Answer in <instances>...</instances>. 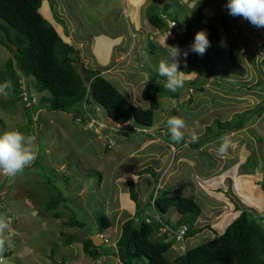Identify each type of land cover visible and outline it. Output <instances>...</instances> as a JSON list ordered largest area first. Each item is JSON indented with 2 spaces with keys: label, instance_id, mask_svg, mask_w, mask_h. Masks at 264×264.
I'll list each match as a JSON object with an SVG mask.
<instances>
[{
  "label": "rangeland",
  "instance_id": "obj_1",
  "mask_svg": "<svg viewBox=\"0 0 264 264\" xmlns=\"http://www.w3.org/2000/svg\"><path fill=\"white\" fill-rule=\"evenodd\" d=\"M51 1L52 5L50 2L48 3L49 5L47 2H44L41 7V12L43 15L51 14L50 22L56 27L62 37H64V41L80 51V63L88 69L100 71L109 81H120L124 85L126 83L136 85V89L129 90L133 97H138L142 108L147 106L146 102L142 100L143 89L149 85L150 75L158 74L157 69L160 62L158 61L160 56L159 52H155L154 55L150 53L152 51L149 45L150 43H153L160 50L161 55L166 56L167 54L168 57V46L178 47L181 50L179 59L184 61L182 62V67L188 72V77L183 75L184 85L195 82V84L202 86L203 90L196 92L191 88L185 89L186 95L180 98V101H188V91L194 96L192 103L189 104L190 106L184 109L187 111L186 114L181 113L183 109H179L178 101L161 96V107L155 112V123L151 128L142 130V134L126 132L125 130H129L131 126L122 127L124 131L119 132V125L121 124L116 123L111 118L109 119L101 107L97 108L98 106H95L97 116L100 117L102 115L103 120L106 121L105 123L108 120L107 126L109 132L106 137L105 135L107 133L104 132V129H99L98 127L96 130L94 129L96 128V124L93 120H90L87 114L84 116L78 114L79 116H77L80 119L82 117L87 119L86 124H83V122H77L75 120L73 113L53 112L50 110L45 111L40 117H37V122L34 123L36 125V131L31 133L32 135H29L27 131L28 127L24 126L28 125L27 122L18 124L21 122L19 120H21L22 115L16 117L17 120L12 116V113L20 112L22 106L18 107V104L14 107V100L11 93H7V95L0 94V135L6 131L18 130L26 136H30L34 141L36 149H42L41 154L44 155L46 151V154H48L47 159L54 168V170L50 168V172L45 171V169L41 168L44 163L42 158H40V164L35 165L33 171L27 170L26 167L22 173L17 174L14 178L0 175V188L5 187L0 192V215L1 211L4 210L8 213V217H5L8 228L4 231L7 235L3 233L0 237L3 236L7 239V236H9L10 231L13 229L20 231L24 229L25 232H21V234L23 233V235L31 238V232L34 230L31 231V228L23 225V222L27 219L26 217L33 215L32 208L37 209V212H41L39 216H43V213H47L45 211V205L49 201L56 199L57 195L64 198V200H61V203H63L59 210L57 208L56 210L48 212V217L52 218L51 215L53 213L60 211L61 218L65 220L74 218L82 223V226H76L78 231L75 236L78 238L85 232L84 225L86 226V230H96L94 233L98 231L96 226H99V219L102 215H108L107 212L111 213L110 202L112 199V206L115 205L114 202L117 198L118 191L125 197L122 203L126 206L127 210L121 216L125 218V213L127 216H130V214L133 216L138 206L137 202L133 200L135 210L132 212L128 208V204L131 201L128 198L130 189L127 183L129 181H136L135 188L137 187L139 190L150 189L151 185L152 187L156 185V182L154 178L150 180L145 174L139 176L138 179L135 176L131 177L130 171L135 169V163L141 164L140 170L146 168L143 170V173H146L148 168L153 170L157 169V164H154L153 161L154 156L151 155L157 150L159 151L157 155L165 152L166 147L163 148L164 144L162 141L166 140V134L168 133V130H165L167 121L169 118L177 116H184L187 119V121L182 119L185 122V127L181 129L183 135L189 136L192 139L195 136L196 139L194 141L196 142L206 138V128L209 126L212 127L209 138L218 135V127L215 125V122L218 120L222 123L228 121L233 122L236 121L237 117L244 116L245 113H247V116H251L252 119V122L245 129L232 132L229 135L232 146L223 158L218 157L216 154V150L220 144L217 142L209 143V145L196 151L191 149L189 144H183L177 148H170L172 153L175 151L178 153L177 157L187 156L194 159V162H190V164L195 171L189 166L185 168V171L188 173L191 171L193 173L192 187L196 185L203 187L199 200L197 199L203 212L200 218L198 217L195 220L193 225L194 229H201V233L190 238L191 240L188 244L192 242L196 246L213 239L216 234H221L225 230V226L240 215L241 209L251 212V214L257 216L259 219L264 217V113H262L261 117L257 116L258 108L261 105L264 106V92L260 90L262 87L264 88V64L262 61L264 55L261 50L258 51L257 48L255 50L256 52L258 51L256 67L253 66L250 56L249 58L241 56L240 61H242V64H240L242 66L238 67L237 63H235V73L232 72V74L229 71L224 76L223 71L225 72L228 67L221 65L224 62L222 58L219 62L215 60L218 59V52L213 51L209 55L204 54L203 58L202 56L200 57L201 59L199 56L192 55L186 58L190 53L186 57L183 55L188 50L184 46L185 41L176 35V31L168 32V35H166L167 32H156L155 29L150 28L152 26L146 18L142 17V20L140 19L139 14L131 21L125 19V17L127 18L129 16L127 12L128 8H125L127 9L126 13L122 8L120 10L117 9L118 5L121 4V0H63L64 3H61V7H59V2L61 1H58V3H56V0ZM172 1L165 0L161 2V0H157L155 11L157 12L164 4H171L170 6H172ZM176 1L178 2V0ZM193 1L198 4L199 8L202 4L203 6L208 4L215 7L219 12L223 8H226L227 5L226 0ZM200 1L201 5L198 3ZM186 3L185 6H182V2H179L180 7L178 5L173 7V15L175 18L179 20L187 19L188 12L194 9L195 5L191 0L186 1ZM68 9L69 12H67ZM208 10L209 13H212L209 7ZM192 14L195 18L198 17L199 13L193 12ZM164 17L166 18L167 16L164 15ZM220 17L224 19L225 24L228 22L229 25H226L229 31L225 28L226 26L218 28V30L223 29L226 33L225 35L222 31V37L220 38L225 43L223 51L227 52L229 47H232V42V44H235L233 46V52L237 55H244L242 48L244 46L242 43L243 39L240 37V26L245 21L250 22L244 18H239V20L233 19L229 23V19H226V14ZM137 19H139L140 23ZM212 19H209L210 24L212 23ZM60 21L64 22V24ZM220 21V18L217 19L218 25ZM143 23L142 29L141 24ZM146 24H148V27H146ZM173 25L175 26V24ZM251 26L253 25L251 24ZM251 30H253L251 35L254 34L257 41L260 40V37L264 39V28L254 26ZM259 33H261V36H259ZM232 35L233 38L231 40ZM117 36L123 38V40L121 41V38L111 40V38ZM174 37H176V40ZM138 41L140 42V46L137 47L138 49H133L134 42L138 44ZM251 41L253 40H247V45L253 48L255 44ZM210 45L212 46L211 41ZM237 47L241 48L238 49ZM245 47L247 48V46ZM207 49L211 50L210 47ZM111 52H113V57L111 56ZM9 58H12L11 52L0 45V68L4 66ZM202 59L208 63L209 70L205 74H201L198 71L199 67L204 69ZM212 60L214 61L212 62ZM217 65L219 66L217 67ZM208 73H211V75L207 76ZM220 78L223 79L220 81ZM256 85H259L257 86L258 89H252ZM219 86H222L226 90H221ZM41 95L39 94V96ZM133 97L132 101L135 103ZM91 116L94 117L93 114ZM100 123L102 122L100 121ZM40 125L42 129H39ZM85 125H91L95 133L98 130L100 133L98 134L99 136L90 134ZM111 127L114 128L111 129ZM248 134L252 135L255 141H252L251 139L254 138H249ZM116 135L121 138L123 144H126L125 149H121L114 143V136ZM150 135L154 137V140L146 143L143 146V150H141V144ZM141 136L144 138H141ZM103 139L108 140L107 143H110L112 149L105 152L103 146L107 143L103 142ZM205 147L209 148L206 150ZM161 148L163 149L161 150ZM122 154L125 155L124 159L120 156ZM130 155L133 156L131 157ZM209 158L212 159L211 163L208 162ZM103 159L109 162L108 165L110 167L102 166L106 164V161H103ZM166 166L167 164L163 167ZM183 171L182 169L181 174ZM72 172L81 174L83 178L80 177V180H83L85 184L89 183V185H92L93 181H95L97 192H94L96 190L92 187L89 189L90 191L80 197L77 192L79 188H76L72 182ZM37 176L41 178L38 179L42 183L50 182L48 186V191L51 194L49 200H44L46 192L44 193L42 188L36 191L32 190V187L25 186L26 183L24 181L26 179L30 180L32 185H34L33 182L37 179ZM101 177H103V181L100 185ZM182 177L184 178L183 175ZM4 178L7 179L6 183H3ZM68 184H70V189L75 188L73 191L68 190L65 194L64 191H66ZM45 185L47 184H44V188ZM39 186L41 187L42 184H39ZM179 188H183L181 184L176 186V194H179L176 191L180 190ZM163 191H167L165 187L161 190V193ZM37 192L40 194V199L36 198V196L38 197ZM59 192L63 194H59ZM139 194L138 192V203H140ZM41 205L43 206V211H41ZM175 215L177 216V214ZM218 216H222L223 220L217 221ZM108 218L113 220L110 216ZM29 219L30 217L27 220ZM170 222L174 223V217H171ZM262 224L264 225V218L262 219ZM59 227L62 230L64 226L59 225ZM156 234L161 236L160 232L153 233V235ZM114 239L115 235H112L110 239L112 243H114ZM160 241L164 242L162 237ZM33 246L35 247L34 244ZM99 248L103 251L106 250L104 246H100ZM5 254L4 251L3 257H5L6 261L4 264H10ZM169 254L167 253V257L171 258L172 253ZM11 262L12 264H16L13 259H11Z\"/></svg>",
  "mask_w": 264,
  "mask_h": 264
},
{
  "label": "trees",
  "instance_id": "obj_2",
  "mask_svg": "<svg viewBox=\"0 0 264 264\" xmlns=\"http://www.w3.org/2000/svg\"><path fill=\"white\" fill-rule=\"evenodd\" d=\"M44 1L0 0V45L12 53V58H9L4 66L0 68V85L6 82L11 83L12 87L6 91L12 94L14 107L18 104V107L22 106L21 111L12 113V116L16 118L22 115L21 120H19L21 122L18 121V124L27 122L28 125L24 126L28 127L27 131L29 135H32L31 133L36 131L34 123L37 122V117H40L47 110L73 113L75 120L79 122L77 116L80 114L84 116V113L87 111L96 115L95 106L101 107L105 114L118 124L124 126L129 122L131 124L129 132L142 134V130L151 128L154 125L155 112L161 107V96L174 99L178 101L179 106L184 107L190 106L189 104L192 103L194 98L192 93L188 91V101H180L186 88L194 89L196 92L203 90L202 86L195 84V82H190L183 85L176 92H171L163 87L166 80L165 77L151 74L150 83L142 92V100L146 102L147 106L142 108L139 104L132 101V93L124 89L122 86L124 84L120 81H109L100 71L88 69L80 63V51L66 43L52 23L42 14L41 7ZM49 2L52 5V1L49 0ZM156 5L157 3L153 4L148 12L147 18L149 24L159 31L162 30L167 33L176 31V35L183 39L184 43H193L194 36L191 27L189 25L186 27L184 22H178L177 18L168 13L169 5H166L159 12L155 11ZM164 14H166V18ZM208 28L211 32L210 40H213V38L218 39L219 33L217 29L213 25H209ZM225 28L228 30L227 26ZM231 38H233V35ZM9 42L17 46V52L14 51ZM222 44L223 42L217 40L214 43V47L222 51L223 55ZM149 45L152 55L155 52L160 53L158 61L164 59L170 62V58L161 55L162 53L153 43ZM259 50L264 55V42L259 46ZM232 51L231 48L228 54H230L231 62L234 64L236 58ZM189 52L191 51L189 50ZM179 61L178 71L184 72L183 74L185 75L188 72L182 67L183 61L180 59ZM262 61L264 64V57ZM251 62L256 64L254 57L251 58ZM202 64L204 69L202 67L198 68L201 74L209 70L206 61L203 60ZM209 75L211 73H208L207 76ZM257 86L259 85H256L252 89H258ZM260 90L264 92L263 87ZM39 94L42 95L39 96ZM262 113H264V106L261 105L258 108L257 116L261 117ZM80 120L83 124L87 122V119L83 117ZM184 120L187 121L186 118ZM101 122L102 125L108 124V120L107 123L104 120ZM251 122V116H247V113H245L244 116L237 117L236 121L233 122L222 123L219 120L216 121L215 125L218 127V135L214 136L212 134L215 138H209L212 131V127L209 126L206 128V138L197 142L189 136H184L181 142L175 143L171 140L169 131L166 134V140L169 139V144H174L177 147L189 144L191 149L196 151L202 149L213 140H220L221 137L230 134L229 132L242 131ZM39 129H42L41 125ZM103 129L107 133L105 134L108 135V127H104ZM138 129L141 130L138 132ZM165 130H168V126ZM95 134L92 131V135ZM141 138L144 137L141 136ZM117 140L119 139H115V141ZM152 140H154V137L150 135L149 138L144 139L143 143L146 144L152 142ZM103 142L107 143L108 141ZM103 147L105 148V152L112 149L110 143L105 144ZM208 148L205 147L206 150ZM38 149L37 159L27 167V170L33 171V167L40 164V158H42L44 163L41 168L47 172H50V168L54 170L47 159L48 154H46V151L44 152L43 150V155L41 154L42 149ZM168 151H170L169 146ZM211 160L209 158L208 162L211 163ZM146 173L153 175L156 184L159 182L160 175H157L159 173L151 168H148ZM38 178L40 177L37 176V179L34 180V185H32L30 180L26 179L24 181L26 183L25 186L32 187L31 189L36 191L42 188L43 192H46L44 200H49L51 194L48 191V186L50 182L42 183ZM6 181L7 179L3 183H6ZM39 184H42V186L40 187ZM44 184H47L45 188L43 187ZM128 185L132 200L137 202L138 213L136 210V214L139 218H142L144 210L141 208L140 203H138V192L135 190V184L129 181ZM55 189L57 190V188ZM64 193L66 194L67 190ZM37 194L38 197L35 195L36 198L40 199L39 192ZM59 194L63 193L59 192ZM153 194L154 192H152L151 199L153 198ZM61 200H64V198L57 195L56 199L49 201L45 205L47 214L57 208L59 210L63 203H61ZM155 206L161 214L176 209L180 217V224L191 226L189 236H194L196 233L201 232V229L193 228L195 220L201 214V209L192 198L176 194V192H164L156 199ZM237 208L241 209L240 207ZM0 216L8 217V213L5 210L1 211ZM51 216L52 218L62 217L60 211L53 213ZM263 218L259 219L257 216L251 214V212L241 209L240 215L227 226L223 233L216 234L214 239L193 247L185 254L177 256L172 260L166 256V253L171 249V243L151 240L153 232L159 228L158 225H150L142 220L140 223H136L135 219H130L123 224V233L121 240L118 242L117 254L123 264H141L140 262L143 259L147 260L146 264H264ZM63 225L67 227L82 226V223L74 218H70ZM110 226L111 221L106 215L101 216L99 219V229L102 231ZM83 246L85 252L91 257L96 259L99 256L101 250L94 245L91 239L86 241Z\"/></svg>",
  "mask_w": 264,
  "mask_h": 264
},
{
  "label": "crops",
  "instance_id": "obj_3",
  "mask_svg": "<svg viewBox=\"0 0 264 264\" xmlns=\"http://www.w3.org/2000/svg\"><path fill=\"white\" fill-rule=\"evenodd\" d=\"M58 1H61V2H59V4H60L59 7H61L64 2H63V0H56V3H58ZM164 1L165 0H161V2H164ZM186 1H188V0H178V2L176 0H173L172 6H170L171 4H164L162 7L159 8V10L157 12L163 10L166 7V5H169V9L167 11H168V13L173 15L174 14L173 7H175L176 5H178L180 7L181 5H179V2H182V6H185V4H187ZM44 2H47V4H48L49 0H45ZM44 2H43V4H44ZM191 2H193L195 7H194V9H192L188 12L187 19L186 20H182V19L179 20L177 18L178 19L177 21L178 22L179 21L184 22L186 27H187V25H189L192 29V34L194 37L198 32L205 31L208 39L210 40L209 37L211 36V32H210V29L208 28L209 25H213L217 30L220 27H225L226 25H228V22L225 24V22L223 21L224 19H222V17H220L222 15L226 14V19H229V23H231L233 21V19L239 20V18H243L242 16H235L234 17V16L230 15L228 9H226V8H223V10H221V12H219V10H217L215 7H212V5L206 4L205 6H203V4H202V6L199 8L198 4H196L193 0H191ZM226 2L228 3V0H226ZM154 3H157V0H121V4L118 5L117 9L120 10V8H122V10H124L126 13L127 9H125V8H128L127 12L129 14V16L127 17V20H129V21L133 20V18L135 16H137V14L140 15L141 20H142V17H144L148 21L147 15H148V12H149L151 6ZM198 3H200L199 5H201V1ZM208 7L212 11V13H209ZM109 10H111V9H109ZM195 10H197V11H195ZM60 11L62 12L61 8H60ZM67 12H69V9L67 10ZM193 12L199 13L198 17L194 18V15L192 14ZM128 14H126V15H128ZM164 15H166V14H164ZM44 16L49 21H51L50 20L51 14H49V15L47 14ZM199 16H201L202 18ZM227 16H228V18H227ZM57 17L60 19H63L60 16H57ZM219 18L221 19V21H220V24L218 25L217 19H219ZM209 19H212L211 24L209 23L210 22ZM137 20L139 21V19H137ZM139 23H140V21H139ZM63 24H64V22H63ZM143 25H144V23L141 24V28ZM146 25H147L146 27H148V24H146ZM240 27H241L240 37L243 39L242 43L244 46L242 48H243V54L244 55H237V54H235V52L232 51L234 53V57L236 58L235 63H237L238 67L242 66L241 65L242 61H240L241 56L242 57L246 56L247 58H249V56H250V60L252 57H254L255 61H256V56L258 54L257 52L259 51V46L264 42L263 37H260V40L257 41L256 36L254 34L251 35L253 32V30H251V29L254 27V26H251V23H248L247 21H245V23L241 24ZM54 28L56 29V27H54ZM150 28L155 29L154 27H150ZM155 30H156V32L158 31L159 33L166 32V31H162V30L159 31L157 29H155ZM222 31L226 35V33L223 29H219L218 30L219 38L218 39L213 38V40H210L212 42V46L210 45L211 50L207 49L205 54L209 55L213 51L218 52V59H215V60L219 62V60H221V58H222L224 60V62L221 65L223 67L226 66L229 68V69L226 68L225 72L223 71L224 76H225V75H227L226 73H228L229 71H231V73L232 72L235 73V63L232 64L231 59H230V54H228L230 47H229V50L227 52L223 53V55H222V51H220L214 47V43L217 40H220L221 42H223L220 39L222 37ZM66 33H68V32L66 31ZM166 35H168V33ZM259 36H261V33H259ZM61 37H62V35H61ZM62 38H64V37H62ZM119 38H121V37L117 36V37L111 38V40L119 39ZM149 38H150V36H149ZM166 38H168V37H166ZM174 38L176 40V37H174ZM249 39L253 40L251 42L255 44L254 45L255 47L252 48V47H249L247 45V40H249ZM122 40H123V38H121V41ZM231 40H232V38H231ZM139 43H140L139 41H138V44L136 42H134L133 49L134 48L138 49L137 47L140 46ZM190 44H192V43L189 42V43L184 44L186 50H188L187 52L190 53L186 58L190 57L191 55L196 56V57L199 56V58H200L201 57L200 55L191 54L192 52H189V45ZM224 44L225 43L223 42V44H222L223 49L225 47ZM231 45H232L231 48L233 50V46L235 44L234 43L232 44V42H231ZM245 46H247V48ZM240 48H238V49H240ZM256 48L258 49L257 52L255 51ZM111 53H112L111 56L113 57V52H111ZM166 56L168 57L167 54H166ZM202 58H203V56H202ZM209 58H211V57H209ZM213 61L214 60H212V62ZM252 64H253V66L256 65L253 62H252ZM217 66H219V65H217ZM202 74H205V72H203ZM185 75H186V77H188L187 73ZM222 79L223 78H220V81ZM122 86L124 87V89L128 90L129 92H130L129 89H136V85H131V83L130 84L126 83L125 85H122ZM220 88H221V90H226V89H223L222 87H220ZM183 92H184V94L181 97H185V95H186V91L184 90ZM132 97H133V95L131 96V98ZM188 97H189V95H188ZM133 98L135 99V103H137L141 106V103L139 102L140 100H138V97L136 96ZM186 107L187 106H184V108H182V106L179 107V109H183V111L181 112L182 114L187 113V111L184 110V109H186ZM190 110H193V109H190ZM193 117H195V116H193ZM179 118L184 119V116L179 117ZM233 132H236V131H233ZM229 133L230 134H228V136L232 134V132H229ZM248 137L254 138V137H252V135H249V134H248ZM115 139H119V140L115 141ZM251 140L255 141V138L251 139ZM121 141H122L121 138H119L117 135L114 137V143L117 144L116 146H119L121 149H123L124 147H126L125 146L126 144H123ZM162 142L164 144L163 148L166 147V150H164L165 152H161V154L157 155V152H159L157 150L156 152H154L153 155H151V156H154V160H153L154 164H157V169L154 171L160 172L162 176L164 175L163 183L161 184V188L163 189L165 187L167 191L173 190L175 192L176 186L177 185L179 186L181 184L183 188L182 189L179 188L180 190H176L177 193H179L180 195L182 194L185 197L193 198L195 201H197V199L199 200L200 194L203 191V189L200 188L198 185L192 187L193 186V180H192L193 173L191 171H189V173L187 171H185V168H187L188 166L190 168L191 167L193 168V166L190 164V162H194V159H191L190 157H187V156L177 157L178 153H176V151L173 153H172L171 149H170V151H168V146L171 145V144H169L170 142H168L167 140H163ZM212 142L220 143V140H213ZM238 142H239V140H238ZM141 145L142 146L140 149L143 150V146L145 145V143H142ZM172 145L177 147L174 144H172ZM207 145H209V144L207 143L205 146H207ZM170 147H172V146H170ZM163 148H161V150ZM160 155H162V156H160ZM120 156L123 157V159L125 158L124 154H122ZM130 156L132 157L133 155H130ZM109 159H110V156H109ZM103 161H106V159H103ZM108 163L109 162L106 161V164H103L102 166L103 167H105V166L110 167L108 165ZM165 164H167V166L163 167V166H165ZM140 166H141L140 163L139 164L135 163V169L133 171H130L131 177L135 176L136 179H138L139 176H141L142 174H145L148 178H150V180H151V178H154L153 175H151L150 173L149 174L143 173V170L146 168H144L143 170H140L139 169ZM182 169L184 171L181 174ZM193 170L195 171L194 168H193ZM69 172H71V171H69ZM101 172H102V170H101ZM204 172H206V171H204ZM138 173H141V174H138ZM182 175L184 176V178L182 177ZM80 177L83 178L81 174H78V178H80ZM164 179H166V180H164ZM93 182H95V181H93ZM115 182H117V181H115ZM132 182L135 184L136 181H132ZM101 183H102V181H101ZM74 186L76 188H79L78 191L77 190H75V191H77L79 193L78 195L80 197L85 195L88 191H90L89 189L92 188V185H89V183L85 184L83 182V180H80V179L78 182H76L74 184ZM87 186H88V188H87ZM155 186L152 187V185H151L150 189H139L138 190L137 187L135 188L136 191L140 193L139 198H140L141 208L143 206H145L147 202L149 203ZM75 187H73L71 189L68 188V190L73 191V189ZM95 188H96V186L94 185L93 189L96 190L97 188L96 189ZM4 189H5V187L0 188V192ZM75 191H74V193H75ZM96 192H97V190H96ZM124 198H125L124 195H122L121 192L118 191V195L116 198L117 201L115 200V202H114L115 206H112V199H111L110 206H111L112 210H111V213L107 212L108 216H110L114 219V222L111 220L112 226L107 230V234L110 233L111 235H115L114 243H116L119 240V237L121 234V233L119 234V232H120L119 229L121 228L123 222L128 218H132V217L136 216V211L134 212L133 216L131 214H130V216H127L126 213L124 214V216L126 215L125 218H123L121 216L126 210V206L122 203V200H124ZM128 198L131 201V203L128 204V206H129L128 208H130L131 211L133 212L135 210V203L131 200V198L129 196H128ZM24 206H26V205H24ZM40 207H41V211H43L42 210L43 206L41 205ZM13 208H14V206H13ZM32 211H33V215L28 216V217H30V219L27 220L28 217H26L27 219L23 222L24 226L31 228V231L34 230L33 232H31L32 233L31 238L23 235V233L21 234V232H25L24 229L21 231L18 229L17 230L13 229L12 231H10L9 236H7V239H9V240L4 238L3 236L0 237V239L5 240V244H6V246H5L6 247L5 253L6 254L5 255H7L6 257H8V259H9L8 262L10 264H12L11 259H13V261L16 262V264H122L121 260L119 259L118 255L116 254L117 251L114 252L106 246H105L106 250L105 251L101 250L99 256L96 257V259L91 257L88 253L85 252L83 245L89 239L92 240V237L95 234L93 232L96 230H92V231H89L91 229L86 230V226H85V227H83L85 229V232H83L82 236L78 238L75 236L77 234V231H78L77 227L72 226V227L68 228L67 226L63 225L68 220H65L64 218H49L48 214H46V213H43V216H39L41 214V212H37V209H35V208H32ZM173 212H175V214H176V212H177L176 209H172L171 213H173ZM218 217L219 218L216 219L217 221L223 220L222 216H218ZM175 219L180 220L178 213H177V216ZM231 223H229V224H231ZM229 224H227V226ZM59 225L64 226L62 228V230H60ZM227 226H225V229L227 228ZM98 228H99V226H96V229H98ZM4 235H7V234L4 233ZM151 240L160 241L161 237L158 236L157 234L152 235ZM97 242H99V241L97 240ZM33 244L35 245V247L33 246ZM13 245H14V247H13ZM192 247H194L192 242L187 244V248H192ZM14 248H15V250H14ZM168 253H170V254L172 253L171 258H169L171 260L175 259L179 255L177 249H174V248H172ZM166 256H167V254H166ZM3 260H4V263H6L5 257H3Z\"/></svg>",
  "mask_w": 264,
  "mask_h": 264
},
{
  "label": "clouds",
  "instance_id": "obj_4",
  "mask_svg": "<svg viewBox=\"0 0 264 264\" xmlns=\"http://www.w3.org/2000/svg\"><path fill=\"white\" fill-rule=\"evenodd\" d=\"M226 8L228 9L230 15H232L234 17L235 16H242L244 19L248 20L253 26H255L257 28H264V0H228ZM208 47H210V41L207 37V34L205 31H200L195 35L194 42L189 45V50L192 53L203 56L206 53V50ZM168 48H169L170 62H169V60L162 59L159 62L157 71H158L159 76L166 78L165 83L163 84L164 89L171 91V92H176L178 89L182 88L184 85V79H183V73L184 72L178 71L179 58L181 56V50L178 47H174V46H172V47L168 46ZM17 50H18V48H17ZM15 52H17V51H15ZM183 55L186 57L188 55V52H184ZM157 83H159V82L157 81ZM11 87L12 86H11L10 82H6L5 84L0 85V94L7 95L6 90L10 89ZM97 108H99V106ZM95 111H96V109H95ZM84 114H87L89 116L90 120L94 121V123L96 124L95 125L96 128H94L95 130L97 129V127L99 129H103L104 127H108L107 125H102L100 123V121H103L102 115L99 117L96 114L93 117V116H91V113L88 111ZM78 121L80 122V118H78ZM88 124H89V122H88ZM130 125L131 124L129 122L124 126L119 125V132H123L124 131L123 128L129 127ZM167 126H168L169 134L171 136V140L173 142L179 143L184 139V135L181 131V129H183L185 127L184 120H182L179 117H171L167 121ZM85 127L88 130V132L90 134H92L93 127H91V125H85ZM113 128L114 127H111V129H113ZM115 130H117V129H115ZM140 130L141 129H138V132ZM125 131L129 132V130H125ZM98 134H100V133L97 130L95 135L99 136ZM106 136L107 135H105V137ZM107 139H109V138L107 137ZM107 139H103V141H106ZM193 139L195 140L196 137L193 136ZM112 141H109V142H112ZM170 146L175 148V146H173V145H169V148H172ZM231 146H232V142H231V139L228 135L221 137L219 147L216 150L217 156L220 158H223L227 154L228 149ZM37 155H38V149H36V147L34 146V141L30 136H26L24 133H21L18 130L6 131L2 135H0V175H4L6 177L14 178L17 174L22 173L26 167L33 164L35 162V160L37 159ZM158 173L160 174L159 182L156 184V186L153 190V192H154L153 198L150 199L149 204L147 202L146 204H148V205H145L142 207V209L144 210V212L142 214V218H139V216H137V214H136L135 217L126 219L123 222V224L130 219H135L136 223H140V221L142 220L145 223L150 224V225H153V224L158 225L159 228L156 229L153 233H159L160 232V234H161L160 237L163 238L164 243H171V249L172 248L177 249L178 254H179L178 256H180V255L185 254L189 249H191V248H187V244L191 240L190 238L200 234L201 232L196 233L194 236H189V230H190L191 226L188 224H180V222H179L180 220L175 219L176 218L175 212L171 213L172 210H170L165 214H161V212L157 210V208L155 206V201L159 196H161L164 192L175 193L172 190L163 191L161 193V190H162L161 184L163 183L164 175L162 176L160 172H158ZM17 177H19V176H17ZM71 178H72V182L74 184L76 182H78L80 179V178H78V174H76L74 172H72ZM5 180H6V178L3 179V182ZM101 181H103V177L100 178V185H101ZM94 185L96 186L95 182L92 183V187ZM69 186H70V184H68V186L66 188L67 192H68ZM199 187L203 188L201 186H199ZM94 192H96V191H94ZM129 196H130V194H129ZM131 200H132V198H131ZM195 202L199 205V203L197 201H195ZM83 203L86 204L85 202H83ZM199 207H200V205H199ZM200 209H201V213H202V208L200 207ZM176 214H177V212H176ZM105 215L108 218V215L107 214H105ZM102 216H104V215H102ZM171 217H174V223L170 222ZM148 219H150L151 222H148L147 221ZM109 220L111 221V219H109ZM123 224L120 228L119 234L120 233L121 234H120L119 240L116 243H112L110 240L112 235L110 233L107 234V230L112 226V222H111V226L109 228H106L102 231L99 229L100 228L99 227L98 231L93 235L92 241H93V238L98 237L97 240L100 243L96 241V243H97L96 244L93 241L94 245L97 247H100V246L105 247L106 246L109 249H111L112 251L116 252L117 247H118V242L122 238ZM165 226L171 227L177 231H181L184 226H186L188 229L186 230V233L184 235V239L182 241H177L176 238H174V237L172 238L166 232H164ZM74 227H76V226H74ZM7 228H8V223L6 221V218L3 216H0V235H2ZM207 241H210V240H207ZM161 242H163V241H161ZM4 245H5V240L0 239V264H4V260H3V253L5 251ZM196 246H198V245H196ZM196 246H194V247H196ZM119 259H120V257H119ZM140 263L146 264L147 260L143 259Z\"/></svg>",
  "mask_w": 264,
  "mask_h": 264
},
{
  "label": "built area",
  "instance_id": "obj_5",
  "mask_svg": "<svg viewBox=\"0 0 264 264\" xmlns=\"http://www.w3.org/2000/svg\"><path fill=\"white\" fill-rule=\"evenodd\" d=\"M173 24H175V23H173ZM147 221L151 222L150 219H148ZM187 229L188 228L186 226H184L181 231H177L171 227L165 226L164 232H166L170 237L176 238L177 241H182L184 239V235H185Z\"/></svg>",
  "mask_w": 264,
  "mask_h": 264
},
{
  "label": "water",
  "instance_id": "obj_6",
  "mask_svg": "<svg viewBox=\"0 0 264 264\" xmlns=\"http://www.w3.org/2000/svg\"><path fill=\"white\" fill-rule=\"evenodd\" d=\"M9 44L12 46V48H13L15 51H18V50H17V47H16L15 45H13V44L10 43V42H9ZM97 239H98V237H95V238H93V241L96 243ZM96 244H97V243H96ZM98 244H99V243H98Z\"/></svg>",
  "mask_w": 264,
  "mask_h": 264
}]
</instances>
